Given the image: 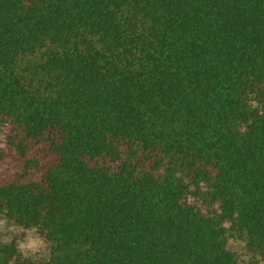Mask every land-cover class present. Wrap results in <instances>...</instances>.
Returning a JSON list of instances; mask_svg holds the SVG:
<instances>
[{
	"label": "trees",
	"instance_id": "obj_1",
	"mask_svg": "<svg viewBox=\"0 0 264 264\" xmlns=\"http://www.w3.org/2000/svg\"><path fill=\"white\" fill-rule=\"evenodd\" d=\"M0 213V264H264V0H0Z\"/></svg>",
	"mask_w": 264,
	"mask_h": 264
},
{
	"label": "rangeland",
	"instance_id": "obj_2",
	"mask_svg": "<svg viewBox=\"0 0 264 264\" xmlns=\"http://www.w3.org/2000/svg\"><path fill=\"white\" fill-rule=\"evenodd\" d=\"M0 239L4 242L16 241L20 252L27 257L47 259L50 248L46 239L36 228H25L8 220L0 213Z\"/></svg>",
	"mask_w": 264,
	"mask_h": 264
}]
</instances>
